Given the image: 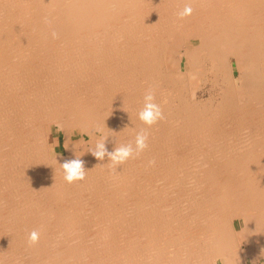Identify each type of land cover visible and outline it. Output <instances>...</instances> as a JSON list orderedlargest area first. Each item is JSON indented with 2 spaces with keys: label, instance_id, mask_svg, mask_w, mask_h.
I'll list each match as a JSON object with an SVG mask.
<instances>
[{
  "label": "bare ground",
  "instance_id": "bare-ground-1",
  "mask_svg": "<svg viewBox=\"0 0 264 264\" xmlns=\"http://www.w3.org/2000/svg\"><path fill=\"white\" fill-rule=\"evenodd\" d=\"M150 87L149 147L119 166L88 153L134 144ZM261 257L264 0H0V264Z\"/></svg>",
  "mask_w": 264,
  "mask_h": 264
},
{
  "label": "clouds",
  "instance_id": "clouds-1",
  "mask_svg": "<svg viewBox=\"0 0 264 264\" xmlns=\"http://www.w3.org/2000/svg\"><path fill=\"white\" fill-rule=\"evenodd\" d=\"M192 11L191 4L188 3L185 5L184 9L178 13V16L183 19L186 16L191 15ZM45 23L51 22L45 18ZM51 35L53 39L58 38V34L55 31H53ZM138 119L143 125H145V127L136 132L134 144H122L119 147L114 148L112 151H109L106 145L107 138L104 137L97 140L95 147L90 148L88 153L99 161H103L105 157H107L113 166H119L127 162L129 159L139 156L149 147V133L147 129L165 119L163 107L161 103L156 101L155 91L151 87L145 90L143 107L138 112ZM97 130L99 131V129ZM60 165L64 171V180L67 183L72 184L77 181H83L86 178L88 170L85 168V161L79 157L76 156L72 159H65ZM38 242L39 233L33 230L29 234V244L34 245Z\"/></svg>",
  "mask_w": 264,
  "mask_h": 264
},
{
  "label": "rangeland",
  "instance_id": "rangeland-1",
  "mask_svg": "<svg viewBox=\"0 0 264 264\" xmlns=\"http://www.w3.org/2000/svg\"><path fill=\"white\" fill-rule=\"evenodd\" d=\"M78 132H75V134L73 135L74 139H76L77 137L78 138L80 137V134ZM49 138H50V144H51V148L53 152H55L56 150H63L62 142L64 139V135L61 129L57 128L56 126H52V130L49 131ZM223 143H226L228 145V142H223ZM261 245L262 244L258 245V249L259 248L261 249L262 247ZM260 263L264 264V257L260 258Z\"/></svg>",
  "mask_w": 264,
  "mask_h": 264
}]
</instances>
